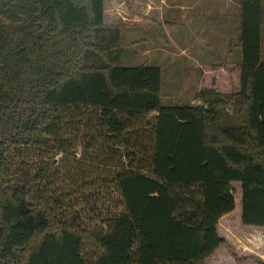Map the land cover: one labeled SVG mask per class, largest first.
<instances>
[{
  "label": "trees",
  "instance_id": "1",
  "mask_svg": "<svg viewBox=\"0 0 264 264\" xmlns=\"http://www.w3.org/2000/svg\"><path fill=\"white\" fill-rule=\"evenodd\" d=\"M238 5L239 91L164 107L159 67L121 65L105 0H0V264L216 261L234 184L264 228V0ZM40 147L81 160H15Z\"/></svg>",
  "mask_w": 264,
  "mask_h": 264
},
{
  "label": "rangeland",
  "instance_id": "2",
  "mask_svg": "<svg viewBox=\"0 0 264 264\" xmlns=\"http://www.w3.org/2000/svg\"><path fill=\"white\" fill-rule=\"evenodd\" d=\"M237 3L238 0H106L105 24L121 30L123 67L161 69L162 106L192 105L197 104L195 97L202 90L230 95L240 89L242 53L238 47ZM123 21L127 26L121 24ZM73 154L40 147L25 158L19 154L15 160L51 166L60 177L81 160L80 151ZM60 180L55 179V184L64 185ZM233 186L236 209L219 222L218 228L227 243L213 256L218 260L210 258L207 264H260L258 257L264 259V228L241 224L240 185Z\"/></svg>",
  "mask_w": 264,
  "mask_h": 264
},
{
  "label": "crops",
  "instance_id": "3",
  "mask_svg": "<svg viewBox=\"0 0 264 264\" xmlns=\"http://www.w3.org/2000/svg\"><path fill=\"white\" fill-rule=\"evenodd\" d=\"M226 1H228V0H226ZM105 5H106V0H105ZM237 5H238V3H237ZM190 9H194L193 7H190ZM238 10H239V5H238ZM238 15H239V11H238ZM105 22H106V15H105ZM121 24H123L124 26H127L126 24L127 23H124V21H123V23H121ZM237 29H238V27H237ZM202 44H205V43H203V42H201Z\"/></svg>",
  "mask_w": 264,
  "mask_h": 264
}]
</instances>
